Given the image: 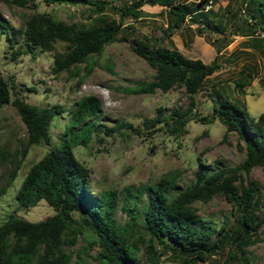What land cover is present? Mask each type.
<instances>
[{
	"label": "trees",
	"instance_id": "1",
	"mask_svg": "<svg viewBox=\"0 0 264 264\" xmlns=\"http://www.w3.org/2000/svg\"><path fill=\"white\" fill-rule=\"evenodd\" d=\"M8 5L23 7L30 0H1ZM45 4L84 5L88 18L84 21L65 22L48 12H33L24 17L21 26V48L11 49L10 55L36 51H50L53 74L66 72L77 78L92 71L93 56L101 54L103 48L115 41H129L130 50L144 60L153 71L150 80H138L126 87L127 93L141 94L167 92L174 86L182 89L189 98L184 108L172 106L166 112L157 107L153 118L142 121L158 129L167 128L175 135L183 127L193 106L191 96L199 91L204 80L220 65L216 61L219 48L209 63L185 57L177 48L161 45L147 37L127 39L121 30L122 19H115L102 12L105 2L101 0H42ZM204 1V0H200ZM254 3L244 22L261 25L264 33V0H242ZM122 14L132 19L139 16L143 4L167 8L169 23L166 36L179 28L188 15L197 8L179 0H127ZM197 5V3H196ZM8 28V24L6 25ZM13 32L7 36L9 46L14 42ZM62 43L58 51L56 43ZM249 75H245L248 77ZM239 86V85H237ZM13 84L0 75V108L10 104L25 127V137L20 149L23 157L31 145L43 144L48 148L43 155L31 163L14 194L19 207L29 208L39 200L51 206L54 212L39 221H28L8 215L0 223V264H82L88 257L94 264H136L139 252L146 257L166 252H178L181 262L188 264L204 261L206 256L227 248L229 254L237 253L240 264H250V247L260 239L264 223V185L249 176L258 166L264 176V113L257 118L249 115L244 107L226 98L218 105L212 104L211 112L194 117L202 123L217 119L224 127L222 139L235 133L244 152L243 158L234 166L211 167L197 162L191 179L183 186L178 184L179 170L166 172L153 183L136 187V208H126L119 202L126 199L124 192L130 189H105L98 195L91 194L88 183L90 171L80 162L67 141L56 144L49 133L54 117L61 118L64 110L59 104L37 106L14 95ZM72 112L74 126L79 137L75 144H86L98 131H118L125 128L139 133V128L119 120L115 129L99 124L92 117L100 116V101L92 96L75 102ZM148 127V126H147ZM8 153L0 150V161ZM17 164L9 173V181L15 177ZM9 183L0 185V196ZM214 196L222 197L230 206L228 217L223 216L217 226L205 220L195 209V203H207ZM125 217L121 223L116 219L117 207ZM208 221V222H207ZM168 239L171 245L164 242ZM155 242L161 247L155 250ZM96 248L95 250H93ZM237 257V258H238ZM156 264L154 257L150 258Z\"/></svg>",
	"mask_w": 264,
	"mask_h": 264
},
{
	"label": "rangeland",
	"instance_id": "2",
	"mask_svg": "<svg viewBox=\"0 0 264 264\" xmlns=\"http://www.w3.org/2000/svg\"><path fill=\"white\" fill-rule=\"evenodd\" d=\"M101 1L105 2L104 14L122 19L121 32L127 39L134 36L154 39L161 45L177 48L185 57L200 59L204 63L211 61L218 47L216 61L220 68L210 74L199 91L191 96L193 106L181 134L170 133L167 128L158 129V125L143 126L142 121L153 118L157 107L163 108L164 112L172 106L184 108L189 98L177 86L165 93L158 90L151 94L127 93L126 87L138 80L148 81L153 74L144 60L130 50L129 41L107 44L100 55L93 56L95 64L92 71L82 76L78 83L75 76L66 72L51 73L53 52L36 51L34 56L22 53L12 58L10 51L21 48V26L28 14L44 11L67 23L78 22L88 19L85 15L87 7L45 4L42 0H30L23 7H18L0 0V75L13 84L11 98L17 95L33 105L56 103L61 106L64 112L61 118L54 117L49 133L56 144L68 141L75 157L89 168L88 187L91 194L98 195L105 189H130L129 193L124 192L126 199L119 205L134 209L137 204L136 187L153 184L166 172L179 170L181 177L178 184L183 186L191 179L198 161L213 168L237 164L244 152L240 147L242 141L236 134L230 133L223 140L224 127L217 119L202 123L194 117L210 114L212 104L218 105L222 98L244 107L253 118L264 113V33L261 34V25L252 24V19L247 20L249 25L243 21L257 2L179 0L193 5L197 12L188 15L179 28L166 36L163 32L169 23L167 8L143 4L139 16L132 19L122 14L127 0ZM10 32H13L12 46L7 40ZM55 48L60 51L63 44L58 42ZM87 96L98 99L101 104L100 116L96 114L92 120L113 129L115 122L122 120L139 128V133L125 128H119L117 132L98 131L87 139L86 144H75L83 133L74 135L77 130L71 128L74 126L72 112L75 102ZM24 137L25 127L14 108L10 104L1 107L0 150L8 156L0 161V185L6 182L9 185L0 196V223L8 215L34 222L54 212L42 199L29 208L19 207L14 199L27 168L48 148L43 144L31 145L20 157ZM16 164L15 177L9 181L8 175ZM249 176L264 185L260 167H253ZM194 206L197 214L212 225L217 226L223 216L228 217L229 224L233 223L229 215L230 206L222 197L214 196L207 203H195ZM262 210L264 212V208ZM124 217V211L118 206L117 221L121 223ZM164 242L172 244L168 239ZM160 247L155 242V250L159 251ZM250 250V264H264V223L260 239ZM92 253L85 257L82 264H94L90 259ZM237 255L229 254V250L224 248L208 254L204 261L192 264H240ZM151 257L156 264H188L181 262L178 252ZM150 258L139 252L136 264H152Z\"/></svg>",
	"mask_w": 264,
	"mask_h": 264
},
{
	"label": "built area",
	"instance_id": "3",
	"mask_svg": "<svg viewBox=\"0 0 264 264\" xmlns=\"http://www.w3.org/2000/svg\"><path fill=\"white\" fill-rule=\"evenodd\" d=\"M262 34V33H261Z\"/></svg>",
	"mask_w": 264,
	"mask_h": 264
}]
</instances>
